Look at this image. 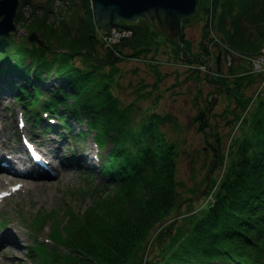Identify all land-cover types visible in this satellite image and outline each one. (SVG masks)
Segmentation results:
<instances>
[{
	"label": "trees",
	"instance_id": "1",
	"mask_svg": "<svg viewBox=\"0 0 264 264\" xmlns=\"http://www.w3.org/2000/svg\"><path fill=\"white\" fill-rule=\"evenodd\" d=\"M209 1L206 41L199 53L192 50L184 31L180 44L145 20L133 24L135 56L158 52L167 41L173 43V53L179 56L182 50L190 62L202 61L203 53L210 50L214 55V66L203 62L214 72V78L207 80L215 84L216 92L203 106L196 97L198 110L193 117L197 130L207 137L212 158L203 178L184 190L178 179L181 139L169 138L163 130L176 121L171 114L141 110L136 101L121 102L116 94V65L122 59L111 50L99 55L101 43L90 0H82L81 13L74 11L62 30L48 18L49 10L35 15L28 21L29 29H35L48 46L27 47L37 57L34 63L22 57L24 69L11 60L0 64V86L4 89L6 83L26 105L38 103L46 91L41 86L44 73L54 71L59 84L48 90L43 107L60 114L67 127L70 116L84 122L102 148L113 143L100 169L110 192L92 188L93 204L81 212L65 211L66 220L51 211L33 220L37 230L51 220V236L57 242L51 249L41 242L31 247L30 252L39 255L38 264H141L150 236L166 222L168 226L157 235L162 255L149 264H264V72L232 63L227 73H221L222 48L209 42L208 33L212 27L224 47L237 53L233 58H259L264 51V0ZM12 44V38L0 36V51H10ZM153 90L140 94L137 101L150 97ZM221 94L226 100L221 115L229 128L227 144L208 119L215 115L213 107ZM207 185L206 196L215 188L212 199L197 204Z\"/></svg>",
	"mask_w": 264,
	"mask_h": 264
},
{
	"label": "rangeland",
	"instance_id": "2",
	"mask_svg": "<svg viewBox=\"0 0 264 264\" xmlns=\"http://www.w3.org/2000/svg\"><path fill=\"white\" fill-rule=\"evenodd\" d=\"M209 3V0H201L199 9L195 13L183 18L182 21L183 26L181 27V31H184L185 37L192 43V50L196 53L201 52V43L206 41L204 27L205 8L209 6ZM47 7L51 9L48 13V18L57 29L62 30L65 27L66 21L67 24H70L69 16L74 11L79 10L81 13L82 0H31L30 3L22 8V13L18 22H16L18 29L14 32L15 41L13 40L14 45H11V50L6 52L0 51V64L11 60L24 69L26 64H22V57L27 56L28 62L29 60L33 63L36 61L37 53L26 49L30 45L27 39L21 40L30 31L25 18L41 15L46 10H49ZM122 22L125 23L124 21ZM146 22L149 21L146 20ZM109 28L117 34L116 38H119L122 35L121 33L125 31V29L117 30L116 27ZM32 31L36 30L33 29ZM181 31H178L177 38L172 37L169 33L168 36L171 40L180 42L182 39V35L180 36ZM208 33H210L211 38L215 37L216 39V34H212L210 30ZM161 39H164L163 35ZM129 45L121 48L123 54L135 56L132 54L134 50L131 49V46L128 47ZM217 47L222 48L221 58L224 65L220 71L221 73H227V68H230L232 63L234 67H237L238 63L242 65L245 63V69L254 66L256 71L264 72V54L252 61L239 55H235L236 57L230 60L227 57V52L230 53L231 57L232 54L237 53H231L224 45L218 44ZM212 51L217 52V49ZM173 52V43L167 41V45L162 44L158 52L153 51L148 54L137 55L144 59H157L156 63L160 61L158 64H154L155 60L153 63L132 59L118 61L116 65L118 68L116 94L124 104L136 101L138 108L141 110L148 108L161 114H171L174 118L173 121H176V125L174 124L173 126L172 123H168L163 127V130L169 138L181 139L178 179L185 184L180 188L184 190L185 188L193 187L194 180L200 181L203 178L205 168L212 158V152L208 151L207 137L197 130V125L193 123V117L198 110V106L195 103L196 97L198 96L199 106H203L206 104L207 99L210 98L211 93L216 92L215 84L207 80L208 77L214 78V73L208 72L203 68V61L214 66L215 60L213 59L214 55L211 53V50L202 52L204 58L199 62H190L184 59L182 50L179 55L180 57ZM98 53L100 56L105 53L102 43L98 45ZM186 64L194 65V67H187ZM45 66H49V64L46 63ZM57 78L58 76L55 73L46 74V82L41 84L46 93H48L47 90L52 86L54 88L59 84ZM158 78H161L158 82L159 86L153 90L152 85L158 81ZM149 90H153V94L150 97L137 101L136 98L140 94L147 93ZM252 90L254 89L250 87L248 92L251 93ZM214 95L216 96V93ZM225 105L224 94H221L220 97H217V102L213 107L215 115L208 117V119L217 127L227 144L229 141V128L221 115ZM22 111V106L15 99L14 95H9L8 97L0 96V128H2L0 135H2L1 139L9 138V146L15 143V146L22 147L18 138L20 132L17 126L18 117L21 116ZM138 116H140L139 113H137ZM25 117L30 121L27 122L25 131L38 137V140L47 143V149H50L51 154L55 155L56 164L59 170H61L56 178L37 181V184L42 182V185L38 189L29 188L27 192L19 190L16 195L5 199L0 204V235L9 236L8 232H10L11 227L14 225L16 229L23 232L22 235L18 236V242L25 244L32 243L33 245L42 242L46 243L48 248L56 247L55 243L46 242L48 236L51 235L53 227L51 226V220H45L42 227L35 230L32 226L34 217L51 211L56 213L59 219L66 220L65 211L70 209L74 212H81L93 204L95 194L91 191L92 187L100 186L103 192L108 193L111 190V185L107 184L109 183L107 176L101 173L99 165L101 159L99 162L98 160H92V155L95 156V152L98 151V149H95L97 144L94 143L96 142V135L95 132L89 131L85 124H80L76 119L71 118L69 122L71 130H68L69 133L64 137L58 133L62 131V128L60 130L56 129L57 132L53 133L54 127H50L49 130L44 128V126L48 125L44 119L40 120L41 123H38L37 126H34L31 113L25 115ZM79 131H84V134L80 136L78 134ZM53 136L56 137L55 142L48 144L53 140ZM208 139L209 141L213 140L210 137ZM112 145L113 143L110 141L101 150L100 154L103 157V161L106 159ZM84 155L88 157V161H82L80 165L73 159L74 156L80 157ZM219 175L220 173L217 170L215 176L218 178ZM214 192L215 188L207 196L205 192L198 198H202V200H199L197 204L207 203L212 199ZM179 208L177 209L176 218L179 217ZM167 224L166 222L164 226H161L159 230L150 236L149 245H147L141 264H149V261L156 258L155 262L158 260L157 256L162 255L160 249L161 238L157 237V235H160L163 229L165 230L168 226ZM10 235L15 236L13 232H10ZM8 253H0V264H38L39 255L30 253L26 246H20L17 249L19 256L15 258Z\"/></svg>",
	"mask_w": 264,
	"mask_h": 264
},
{
	"label": "water",
	"instance_id": "3",
	"mask_svg": "<svg viewBox=\"0 0 264 264\" xmlns=\"http://www.w3.org/2000/svg\"><path fill=\"white\" fill-rule=\"evenodd\" d=\"M21 1L25 0H0L1 35L8 36L16 30L15 17ZM93 2L98 25L132 31V36L124 38L122 45L131 44L137 34L135 27L127 22L134 23L140 19L148 20L157 29L177 38L178 31H181L183 18L195 13L200 5V0H93ZM29 41L45 44L36 32L31 33ZM207 187L208 185L198 194L197 198L206 192Z\"/></svg>",
	"mask_w": 264,
	"mask_h": 264
},
{
	"label": "bare ground",
	"instance_id": "4",
	"mask_svg": "<svg viewBox=\"0 0 264 264\" xmlns=\"http://www.w3.org/2000/svg\"><path fill=\"white\" fill-rule=\"evenodd\" d=\"M44 174H48V173L47 172H43L41 175H44ZM41 175L39 176V178H37V180H41L42 179ZM12 180H16V182L14 183V182H12ZM17 182H22L23 183V187L22 188H23V190L25 192H27L29 190V188L38 189V187H40V185H42V182L37 184L36 180L24 181V180H21V179H10L8 177L2 176V177H0V188H2L3 186H8L7 189H9L12 186V184H16ZM11 230L13 231L14 234H18V235H22L23 234V232L21 230H19V229H16L14 225L11 227L10 232H11ZM10 232H8L9 233V237H12L10 235ZM8 240L12 244L10 246L14 247V250L13 249L12 250L9 249L10 251L4 250V252H6V253L9 252L8 254L11 255L14 258L19 256V254L17 253V249L20 248L19 244L21 242H18L14 237L9 238Z\"/></svg>",
	"mask_w": 264,
	"mask_h": 264
},
{
	"label": "built area",
	"instance_id": "5",
	"mask_svg": "<svg viewBox=\"0 0 264 264\" xmlns=\"http://www.w3.org/2000/svg\"><path fill=\"white\" fill-rule=\"evenodd\" d=\"M116 35H117V34H115V36H114V37H116Z\"/></svg>",
	"mask_w": 264,
	"mask_h": 264
}]
</instances>
